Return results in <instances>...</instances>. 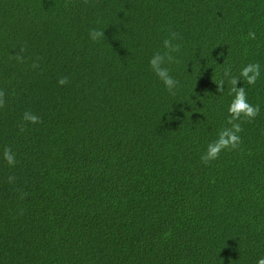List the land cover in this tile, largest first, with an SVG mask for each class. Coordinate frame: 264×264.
Here are the masks:
<instances>
[{"label": "trees", "instance_id": "1", "mask_svg": "<svg viewBox=\"0 0 264 264\" xmlns=\"http://www.w3.org/2000/svg\"><path fill=\"white\" fill-rule=\"evenodd\" d=\"M171 31L175 96L149 65ZM249 63L260 77L237 86L260 113L241 118L238 150L205 165L228 126L223 70ZM0 89V264L264 257V0H0ZM25 111L41 122L20 132Z\"/></svg>", "mask_w": 264, "mask_h": 264}, {"label": "clouds", "instance_id": "2", "mask_svg": "<svg viewBox=\"0 0 264 264\" xmlns=\"http://www.w3.org/2000/svg\"><path fill=\"white\" fill-rule=\"evenodd\" d=\"M87 2V0H85ZM90 39L98 41L104 38V30L91 29L89 32ZM248 37L254 39L255 33L250 31ZM182 39L180 34L175 31L169 33V37L163 40V51L155 52L149 60V65L153 73L164 83L169 94L176 95V89L179 85V81L176 80L167 67L168 64L177 62L173 53H179L182 45L180 43H174ZM26 48L21 46L19 50L12 56L17 62H24V53ZM34 69L39 67L38 62L34 61L32 64ZM223 77L227 79V82L231 85L229 89V95L233 98L228 106V118L226 124L228 126L223 127L217 134V138L209 142L205 151L202 153L200 159L205 165L209 164L219 158L220 154L224 150H238L242 143L239 133L243 131L241 125V118L250 122L254 120L260 113L258 105H252L248 101L247 92L244 87H238V81L243 80L248 85H254L257 79L260 77V65L258 63H249L240 69L239 76H233L231 67H226L223 70ZM69 83L68 77L62 76L58 80V84L65 85ZM217 91L219 93L224 92L225 79H220L216 82ZM6 104V93L0 89V108H3ZM41 122V117L31 111H25L23 113L22 122L19 125V131H25V123L38 124ZM3 159L9 166H15L17 163L16 154L11 147H5L3 150ZM16 181L15 176L8 177V183L13 184ZM18 191V198L23 200L27 193ZM20 214H23L21 210ZM257 264H264V257L257 261Z\"/></svg>", "mask_w": 264, "mask_h": 264}]
</instances>
